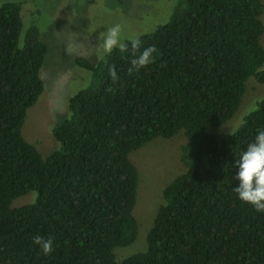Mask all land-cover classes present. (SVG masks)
<instances>
[{
  "label": "trees",
  "instance_id": "trees-1",
  "mask_svg": "<svg viewBox=\"0 0 264 264\" xmlns=\"http://www.w3.org/2000/svg\"><path fill=\"white\" fill-rule=\"evenodd\" d=\"M23 4L0 3V264H117L116 248L139 234L130 153L179 133L186 171L164 187L146 249L120 264H264V213L233 192V163L264 129V98L234 132L213 130L234 116L250 77L264 83L263 0H178L139 36L141 50L156 49L139 72L130 52L78 57L89 84L70 97L45 156L23 127L44 91L48 45L36 22L22 34ZM38 235L53 240L50 254Z\"/></svg>",
  "mask_w": 264,
  "mask_h": 264
},
{
  "label": "rangeland",
  "instance_id": "rangeland-1",
  "mask_svg": "<svg viewBox=\"0 0 264 264\" xmlns=\"http://www.w3.org/2000/svg\"><path fill=\"white\" fill-rule=\"evenodd\" d=\"M23 1L22 34L34 22L48 52L41 69L44 91L39 100L28 109L23 135L35 144L45 156L57 146L52 127L68 117L70 97L89 84V71L76 64L78 57L93 62L101 58L97 36L107 28L119 24L122 39L141 36L166 23L178 0H0ZM264 2V0H263ZM32 12V13H31ZM32 15V16H31ZM31 16V17H30ZM264 22V15H262ZM234 116L214 128L220 133H232L245 121L247 115L264 98V83L252 76ZM187 142L184 133L172 138L157 137L132 151L130 158L139 172L138 197L134 215L139 234L135 242L117 247L116 263L147 247V233L157 210L164 203L163 189L186 171L182 160V146ZM36 192L20 196L14 202L19 206L32 200Z\"/></svg>",
  "mask_w": 264,
  "mask_h": 264
},
{
  "label": "clouds",
  "instance_id": "clouds-1",
  "mask_svg": "<svg viewBox=\"0 0 264 264\" xmlns=\"http://www.w3.org/2000/svg\"><path fill=\"white\" fill-rule=\"evenodd\" d=\"M121 31V26L116 24L99 33L97 47L100 56H110L114 50L130 52L133 56L130 60V73L150 66L155 59V47L147 46L141 50L142 40L138 35L122 39ZM109 76L112 81L118 80L113 67L109 68ZM233 167L236 169L234 178L237 181L233 192L237 199L251 205L257 212L264 213V129L257 130L254 139L240 153L239 159L234 161ZM33 243L45 255L53 251L51 238L45 239L38 235L33 237Z\"/></svg>",
  "mask_w": 264,
  "mask_h": 264
}]
</instances>
